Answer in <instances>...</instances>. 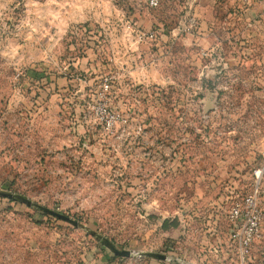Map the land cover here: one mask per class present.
<instances>
[{"label": "rangeland", "instance_id": "374dc122", "mask_svg": "<svg viewBox=\"0 0 264 264\" xmlns=\"http://www.w3.org/2000/svg\"><path fill=\"white\" fill-rule=\"evenodd\" d=\"M256 185L264 0H0V264H240Z\"/></svg>", "mask_w": 264, "mask_h": 264}, {"label": "built area", "instance_id": "2783aa9c", "mask_svg": "<svg viewBox=\"0 0 264 264\" xmlns=\"http://www.w3.org/2000/svg\"><path fill=\"white\" fill-rule=\"evenodd\" d=\"M160 0H148V6L155 8L159 5ZM153 32H137L138 40L152 39ZM105 85V90L107 89ZM264 196V190L254 186L252 194L244 196L240 202L231 205L228 211V236L236 245L237 257L240 264H247L251 246L256 239L260 237L262 226V213L257 200L258 195Z\"/></svg>", "mask_w": 264, "mask_h": 264}]
</instances>
